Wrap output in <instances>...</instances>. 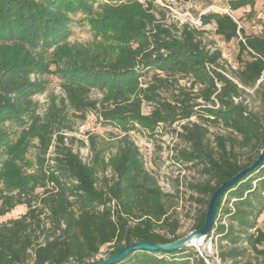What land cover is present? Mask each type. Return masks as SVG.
<instances>
[{
  "label": "trees",
  "instance_id": "obj_1",
  "mask_svg": "<svg viewBox=\"0 0 264 264\" xmlns=\"http://www.w3.org/2000/svg\"><path fill=\"white\" fill-rule=\"evenodd\" d=\"M255 2L229 0L228 8ZM77 10L91 16L95 31H112L116 44L96 49L62 44L69 14ZM163 18L155 0H0V216L25 206L18 217L0 222V264L85 262L99 259L103 245H108L107 257L133 242L182 237L176 232L178 220L169 215L172 195L146 170L128 135L137 127L153 132L159 124L186 121L176 132L188 144L182 158L200 165L207 178L189 185L207 196L197 199L204 208L193 230L202 225L213 191L250 165L264 147L261 112L249 109L242 97L251 88L264 104V78L259 80L264 75V21L262 34H245L228 13L200 15L201 23L213 21L225 40L242 34L238 66L228 76L220 51L206 49L196 28ZM53 51L60 61L67 51L64 68L49 66ZM49 72L59 77L63 96L51 95L40 114L33 95L44 90L41 75ZM161 73L187 77L190 86L174 92L172 81ZM92 90L100 97L91 98ZM163 91L171 99L162 97ZM144 103L151 105L146 113ZM88 113L123 135L108 157L90 135L86 162L66 144L62 131L72 130L71 115L83 120ZM205 121L220 124L232 137L216 135L212 147ZM68 139L72 143L74 137ZM30 146L33 171L24 173L16 160ZM50 147L53 155L47 158ZM237 148L247 150L245 160ZM263 212L264 162L229 187L217 206L211 230L220 241L223 264H253L244 260L248 252L264 254L259 247L264 231L257 224ZM221 216H227V224L219 221ZM114 264L208 263L189 245L171 251L137 249Z\"/></svg>",
  "mask_w": 264,
  "mask_h": 264
},
{
  "label": "rangeland",
  "instance_id": "obj_2",
  "mask_svg": "<svg viewBox=\"0 0 264 264\" xmlns=\"http://www.w3.org/2000/svg\"><path fill=\"white\" fill-rule=\"evenodd\" d=\"M228 1L229 0H155L164 16L163 22H172L177 26L187 23L189 26L198 30V37L201 39L206 49L210 51L217 49L220 51V62L224 65V73L229 76L231 69H235L238 66V40L242 39V34L239 32L238 37L225 40L221 35L216 33L215 23L211 21L207 24H202L200 15L209 12L228 13L237 22L238 27L243 28L245 34H262L264 0H256L252 7H240L234 11L229 10ZM94 6L98 7L96 3ZM100 10L101 8L98 7L95 12ZM95 16L97 15L95 14ZM69 17V32L62 41V44L66 45L67 48L75 49V47L82 45L84 47L96 49L116 44L112 31H95L91 26V16L83 12V10L70 13ZM156 17L161 18V15L157 13ZM67 54L66 51V56H63L64 60L60 61L59 53L53 51L49 65L51 69L64 68L66 66ZM160 75L168 77L172 81V91L174 92H176L179 86L185 88L190 86L191 79L187 77L180 78L178 75L169 76L164 73ZM41 78L45 84L44 90L33 95V99L38 105L37 112L40 114L45 111L51 95L55 94L57 97L63 96V92L60 88V79L55 72L43 74ZM263 78L264 75L260 77L259 80ZM197 87L198 86L195 85L191 91H196ZM161 95L165 97V99H171V94L168 91L161 92ZM90 97L99 98L100 93L97 90H92L90 92ZM242 97L245 99V103L249 109L261 112L264 121V104L260 102L255 91L251 88H246ZM196 101L203 103L200 98H196ZM150 106L149 103H144L142 111L144 113L148 112ZM195 119V116L190 118L192 121ZM71 120L73 123L72 130L63 129L62 133L66 137V144L70 145L73 151L77 152L86 162L91 158L88 140L90 135L95 137L97 145L103 151L105 157H108L116 150V146L118 145L117 141L123 135V133L115 127L100 124L96 120L95 115L91 113H88L83 120L71 115ZM184 122L186 121H176L171 126L159 124L153 132H148L137 127V129L131 130L128 134L130 139L138 146L144 159L146 170L156 179L157 184L164 193L172 195L168 198V203H170L169 215L178 220L179 227L176 232L182 236L193 230L194 223L204 208V203L199 202L201 200L198 201L197 199L201 197L200 199L205 200L207 198V196H202L197 191L189 188V185L201 184L205 182L207 178L201 173L200 165H194L193 162H186L185 159L182 158L181 151L183 149H188V144L176 132L181 131L180 124ZM7 124L6 122L4 125L7 126ZM205 124L208 126L207 137L212 147H215L216 135L231 136L228 130L223 128L220 124H212L209 123V121H205ZM14 136L15 134L12 135V137ZM69 137H74L72 143L69 142ZM236 139L238 140L239 138ZM81 141L84 144H81ZM237 151L240 154L239 159L245 160L247 158L246 149L237 148ZM52 153L53 147H50L47 158H50L53 155ZM33 159L34 148L30 146L25 151L23 157L16 160V163L22 168L24 173H31L33 171L31 164ZM36 191L39 190L36 189ZM231 202L232 201L229 200L228 205L231 206ZM24 211L25 206L18 205L4 215H1L0 222L18 217ZM219 219L221 223H228L227 216H221ZM257 224L264 231L263 213L258 217ZM219 243L218 236L211 230L208 236L204 237L202 241L197 242L196 246L193 245V247L195 249L198 248L199 252L207 257L210 262L223 264L218 257ZM221 243L224 242L222 241ZM259 247H264V242ZM107 250L108 245L101 246L97 257H105ZM244 260L251 261L253 264L264 263V254H257L250 251L244 256Z\"/></svg>",
  "mask_w": 264,
  "mask_h": 264
},
{
  "label": "water",
  "instance_id": "obj_3",
  "mask_svg": "<svg viewBox=\"0 0 264 264\" xmlns=\"http://www.w3.org/2000/svg\"><path fill=\"white\" fill-rule=\"evenodd\" d=\"M264 162V147L260 150V153L256 159L247 167L240 169L231 178L224 181L220 186H218L208 201L204 221L198 229L190 231L188 234L165 243H150L147 241H137L130 244H126L121 247L117 252L113 253L104 258L94 259L85 262H62V263H46V264H114L120 261L126 254L130 251L137 249H147L152 251H171L183 246L194 245L196 246V241L200 242L204 237L211 231V227L214 221V216L216 214L217 206L221 200V197L231 187L234 183L238 181L241 177L252 171L256 166Z\"/></svg>",
  "mask_w": 264,
  "mask_h": 264
},
{
  "label": "built area",
  "instance_id": "obj_4",
  "mask_svg": "<svg viewBox=\"0 0 264 264\" xmlns=\"http://www.w3.org/2000/svg\"><path fill=\"white\" fill-rule=\"evenodd\" d=\"M264 214V212H263ZM197 251L199 252V249L197 248ZM200 253V252H199ZM200 255L204 258V260L208 263V264H213L212 262L209 261V259L205 256L202 255V253H200Z\"/></svg>",
  "mask_w": 264,
  "mask_h": 264
},
{
  "label": "bare ground",
  "instance_id": "obj_5",
  "mask_svg": "<svg viewBox=\"0 0 264 264\" xmlns=\"http://www.w3.org/2000/svg\"><path fill=\"white\" fill-rule=\"evenodd\" d=\"M198 241H196V244H197Z\"/></svg>",
  "mask_w": 264,
  "mask_h": 264
}]
</instances>
